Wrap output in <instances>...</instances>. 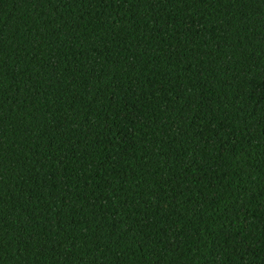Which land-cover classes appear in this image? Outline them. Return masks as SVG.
Instances as JSON below:
<instances>
[{
    "label": "trees",
    "instance_id": "obj_1",
    "mask_svg": "<svg viewBox=\"0 0 264 264\" xmlns=\"http://www.w3.org/2000/svg\"><path fill=\"white\" fill-rule=\"evenodd\" d=\"M0 264H264V0H0Z\"/></svg>",
    "mask_w": 264,
    "mask_h": 264
}]
</instances>
